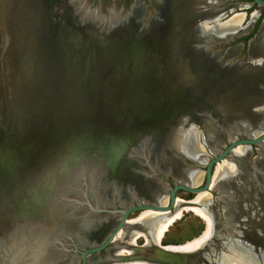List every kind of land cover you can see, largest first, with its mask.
I'll use <instances>...</instances> for the list:
<instances>
[{
  "label": "water",
  "instance_id": "obj_1",
  "mask_svg": "<svg viewBox=\"0 0 264 264\" xmlns=\"http://www.w3.org/2000/svg\"><path fill=\"white\" fill-rule=\"evenodd\" d=\"M70 1L0 0L2 243L8 244L20 224L52 229L59 223L53 194L80 162L98 163L109 172L119 170L144 138L150 140L151 152H158L167 114L147 105L141 88L142 80L150 75L147 67L152 57L134 51L140 38L130 40L125 31L105 32L89 24ZM251 2L264 8V0ZM263 106H259V114L264 113ZM196 109L200 115L203 108ZM263 142L264 129L257 136L234 138L221 150L207 144L214 154L205 164L199 186L175 180V171L168 169L166 173L160 169L161 162L149 166L150 172L158 171L176 181L168 190L165 205L139 201L120 205L115 201L99 207V215H120L105 237L94 243H82L74 237L64 247V256L50 263L74 264L78 255L75 264H88L90 255L106 251L112 244L129 214L146 209L171 210L177 192L196 195L209 190L217 163L238 146H260ZM258 192L261 196L257 198L264 200V191ZM246 204L252 206V201ZM23 261L24 257L15 264Z\"/></svg>",
  "mask_w": 264,
  "mask_h": 264
},
{
  "label": "rangeland",
  "instance_id": "obj_2",
  "mask_svg": "<svg viewBox=\"0 0 264 264\" xmlns=\"http://www.w3.org/2000/svg\"><path fill=\"white\" fill-rule=\"evenodd\" d=\"M160 1L162 0L70 1V3L73 4V6L75 5L77 9L78 4L81 6L79 8V11L83 16L84 13H87L88 15H90L89 17H94L96 22V25L94 26L100 27L106 32H108L109 30L124 31L125 29V35L129 37L126 32V30L128 29L132 31L129 37L130 40L140 38V42L135 47L134 51H143V54L148 53L146 57H152L153 59V61H151V66L147 67L149 69L150 75H147L148 77L142 80L141 88L143 89V96L147 100V105H149L150 107L153 106L159 110L161 109L160 111L163 115L167 114V117L165 118L166 120H164L163 129H161L162 132L161 134H159V146H157V154L151 152L149 146L150 140L144 138L141 142H139L141 150L135 149L134 155L133 153H130L129 158L127 157L125 159L123 165L119 169L122 172L124 167H126L125 169L127 170V172H132V180L126 181L125 184H129L130 182V184L133 186L135 181L133 180L134 174L135 176H141L142 174L141 177L143 178L152 179L153 181L159 182L160 185H162L164 188L163 194H165L166 197L165 203H158L150 200H137L135 197H132L128 203L122 204L119 198L123 186H120L119 184L118 175L115 176L113 172H108L107 170L101 171L93 165L89 166L82 164L77 167L75 172L78 173L73 178V181L71 182L69 188L71 189L72 193L70 194L69 192V195H67L70 200L72 199L71 205L73 208L71 207V209L74 211L77 210L73 212L75 214L77 213L75 216L76 218L79 217L77 221L82 224H87L89 227L93 228L105 222L111 217H117L114 220V223L108 229H106L104 233H101L100 237L92 241V243L103 239L115 225L120 215H99L97 212H94L90 208L87 203V198L91 201V204L93 206L97 204L99 207L111 206L114 204L115 200L120 205H129L131 204V202L135 201H139L142 203L152 202L165 205L168 201V190L172 186L173 182L175 180H184L177 179L174 176V173L173 177L175 180L170 176L163 177V174L158 171L150 172L149 166L153 167L161 162L162 165L160 166V169H162L166 173L168 169H171L172 171L174 170L175 172H181V170L198 171L201 176V180L198 183L190 184L193 186H199L203 183L205 164L210 156H213L214 154L210 147L214 146V150H221L230 140L234 138L244 137L246 135L257 136L264 129V127H257L256 124L255 127H252V129H250L247 128L245 124L246 122H248L250 125H254L253 119H255V115L259 114L258 108L259 106H263L264 104V56L262 59L260 58V56L251 57V54H249L250 52L248 50L249 46H247V41L249 39L248 37L254 30L257 20L260 19L258 26L254 31V34L257 32L261 25V22L264 19V8L256 5L255 3H252L251 0H220L221 2H215V4L217 5V10L224 12L223 15L219 17L220 23L228 20V18L232 17L236 12L244 13L242 22H244L245 20L248 21L253 11H256V18L251 23L249 29L246 30L243 35L234 36L227 43L219 42L217 38L212 35L213 32L211 31L213 30L211 29L213 27L211 28L210 26H208L209 24L213 23L212 21H208L206 25H200V28L198 29H202V34L195 33L193 36L192 33L189 32L190 30L188 31L189 28L187 27V24L185 22L187 18L179 16L181 23L177 24V26L175 27L176 32L179 33L177 38V40H179L177 43L178 46L176 48L167 47V49L163 51L162 46L160 47V45H163L165 41H167L165 39L166 35L168 37L170 34L167 29L172 25L171 23L173 22V18H169L167 15H164L167 13L166 10L168 9L169 5H166L167 7L163 6L165 10H163V17H161L162 19L152 25L155 26L156 24L157 28L154 27L153 31L145 32V29L149 27L150 22L157 21L156 19L159 18L156 7L161 6ZM134 3L138 6L140 13H142L138 15L135 14V20H133L134 17H132L131 19V17L129 16L133 10L132 6ZM234 4L236 5L233 6L232 9H230V6ZM241 4L244 5H242L241 7ZM237 6H239L241 9H238ZM221 8H223V10ZM85 18L88 19V17ZM196 20L198 22L202 21L201 18H196ZM132 22H135L138 25H133ZM242 22L241 24L245 25ZM173 23L176 24L175 22ZM224 25L226 24H222V26ZM203 26H205V28L207 27L206 31L203 30ZM208 28H211V31H209L211 33H207L209 30ZM253 35L251 37H253ZM242 42L245 45L241 47V49H236L235 45ZM187 43H196L194 45L207 49L210 54L208 53L206 62L201 59V55L198 52L199 49L195 50L194 48H186L185 44ZM2 44L5 45L4 41ZM212 56H215L216 60L219 59L220 61H222L221 66H216L215 64L208 63V59H211ZM163 57L168 58V62ZM257 58L261 60V62L252 63ZM240 67H248L250 68L251 72L254 73V77L250 76V78H248L251 83L246 84L247 89H245L246 91L244 90L242 93L240 90L241 80H236L235 76V72H239L241 70ZM248 68L244 69L247 70ZM225 71H228L226 72L227 74L225 73ZM182 78L192 81V83H190L193 86L192 89L194 93L200 92L199 89H201L203 86L207 87L208 91L204 90L203 92L206 94L204 95L202 93V96H195L190 94L188 95V92H186L187 82ZM243 83L245 82L243 81ZM198 106L203 108L200 115L199 111L196 109ZM255 108L257 109L255 110ZM262 109H264V106L262 107ZM205 111H209L213 116L216 117V119L210 120L209 118H212V115H210L209 112L208 114ZM252 116H254V118ZM257 117L262 118L264 117V115H257ZM204 119L207 120V122L211 124L218 133L217 141H215L210 147L207 146L202 138V128L205 127ZM160 122L162 123V121ZM190 128H192L193 130ZM136 131L139 130L136 129ZM145 132L143 133V135H147V133ZM173 132H175L174 135ZM187 133L189 134V136H194H191L192 139L190 142L192 143L187 142L189 141V139H187ZM171 135L174 136V139L169 138L172 137ZM191 144L193 146V148L191 149H195L194 151L197 154V160L190 159L191 156L187 154L188 151L186 149L189 147V145L191 146ZM196 145L201 148V151H199L200 149L198 148V146L196 147ZM240 147H242L243 149H247L248 153L247 158L242 159L240 163L238 162V165L241 172L243 170L244 172H248L250 173V175H252L250 177H247V179L251 178V186L248 194H251L249 195V199L252 198V206H248L246 203H244L243 199L238 197L239 192L238 190H235L236 188L234 186L219 187L217 185H211L210 189L206 190V192L210 197L211 208L216 215L217 222L222 225H226L228 221H231L230 223L234 224L238 230L249 236V238H251V241L253 240L255 246L258 247V249L264 250V200L258 199L259 197H255L259 193V190L264 191V142L260 146H238L235 149ZM197 151L201 153L198 154ZM230 157L232 158V154L228 158L223 159L215 165V167L213 168L212 176L217 171L219 165L225 164L228 166V164L231 163L232 159ZM119 170L117 169L116 172H119ZM92 172H94V174ZM100 172L107 173L102 175V173ZM230 177L232 178L231 175ZM112 182L114 184H112L111 186L110 183ZM220 188H223V190ZM198 194L199 193L195 195L194 193L179 191L176 194V198L191 200L198 196ZM225 194H229V199L233 200L236 203V209H233L231 204L229 206L230 201H224L226 202L225 204L221 200L223 197H225ZM107 195L109 199L105 203L102 198ZM253 199L255 200V204L253 202ZM251 201L249 200V202ZM64 203H66V201H64ZM220 203L222 204V206L220 205ZM145 211L148 210H142L140 212L135 211L129 214L127 220H129L130 222L128 223L126 228L130 230L132 221L143 215ZM228 213H232V220H229L227 218ZM205 228L206 222L201 217H199L192 211H186L183 213L181 218L177 219L168 227L167 231L164 233L162 243H184L186 241L199 237L203 233ZM60 239L63 240L65 246L70 244V240L66 238V236H61ZM86 240L88 239H82L80 242L83 243L86 242ZM137 243L138 245H141L143 243V239H138ZM114 245L115 243L114 241H112V244L108 248L113 247ZM107 249L106 251L102 250L98 254H92L89 257H104L107 253ZM199 254L200 252H196L197 256ZM63 256L64 255L59 258H62ZM0 259L2 260L0 261V264H5L6 258ZM77 259L78 255L76 256L75 260L77 261ZM76 261H72V263L74 262L75 264ZM201 263L203 262L201 261ZM13 264H15V262H13Z\"/></svg>",
  "mask_w": 264,
  "mask_h": 264
},
{
  "label": "bare ground",
  "instance_id": "obj_3",
  "mask_svg": "<svg viewBox=\"0 0 264 264\" xmlns=\"http://www.w3.org/2000/svg\"><path fill=\"white\" fill-rule=\"evenodd\" d=\"M218 1L220 0H168V4H167L166 0H162L160 1L161 8L156 7L159 18L156 19L157 21H151L149 27L145 29V32L153 31L154 27L157 28L156 24L155 26L152 25L156 22H159L162 19L161 17H163V10H165L163 6L165 7L166 5L169 6L168 9L166 10L167 13L164 15H167L169 18H173V22H175L176 24L172 22L171 23L172 25L167 29L170 33L168 37L166 35L165 39L167 41H165L163 45H160V47L162 46L163 51H165L167 47L176 48L178 46L177 43L179 40H177V38L179 33L176 32L175 27L177 26V24L181 23L179 16L183 18L184 17L187 18L185 22L187 24V27L189 28L188 31L190 30L189 32L192 33L193 36L195 33L202 34L201 33L203 32L201 31L202 29H198L200 28L199 27L200 25L201 26L206 25L208 21H212L213 23L209 24L208 26H210L211 28L213 27L212 29L210 28L213 31H211L208 28L209 30L207 33L213 32L212 35H214V37L217 38V40L225 37L226 35H230L234 32L244 31L251 25L253 16L256 15V11H253V13L251 14L252 19H250V21H248L245 25L241 24L243 15L240 13H235L232 17L228 18V20L224 21L225 23L221 22L222 24H226L222 26V24L219 21V17L222 16L224 12L217 10L216 8L217 5L215 4V2L218 3ZM235 5L236 4L231 5L230 9H232L233 6ZM242 5L244 4H241L240 6L242 7ZM77 6L79 10L81 6L79 4ZM132 8L133 10L131 14L129 15L128 13L131 19L132 17L135 16V14L137 15L142 14L140 13L138 6L135 3L133 4ZM221 9L223 10V8ZM134 10L136 11V13ZM84 16L88 17L87 20L89 24L96 25L94 17L92 18L89 17L90 15H88L87 13H84ZM196 18H201L202 21L198 22ZM135 19L136 17L133 18V20ZM132 24L138 25L135 22H132ZM203 27H204L203 30L206 31L207 27L206 28L205 26ZM119 32L121 31L119 30ZM126 32L127 35H129L130 37L132 31L127 29ZM263 42H264V22L262 26L259 27L255 41L254 43H252L251 52L255 56L251 54V57H259L258 55H256L259 52L260 53L259 55H261L260 58L261 59L263 58L264 53L263 51L261 52V50L259 49L261 48L260 45ZM194 44L187 43L185 45L186 48L189 49H193V48L195 50L199 49L198 52L201 55V59L204 62H206L208 58L207 55L208 53L210 54V52L207 49L196 46ZM163 58L168 62V58L166 57ZM211 59L210 58L208 59L209 64H215L216 66L219 65L221 66L222 61H220L219 59L216 60L215 56H212ZM255 62L258 63L261 62V60L257 58L252 63ZM244 68H248V67H243V68L240 67L241 70L239 72H235L236 80L237 79L241 80L240 81L241 93L245 89H247L246 84L251 83L248 78H250V76L254 77L253 76L254 73L251 72L250 68H248L247 70H245ZM226 72L228 71H225V73ZM182 79L185 80L184 78ZM185 81L187 82L186 92H188V95L190 94V95L200 96L202 93L204 95L206 94L203 92L204 90L208 91V88L203 86L201 89H199L200 92L194 93L192 89L193 86L191 84L192 81L190 80H185ZM243 81L245 83H243ZM257 115H261V114H257ZM262 115H264V113ZM209 119L211 120V118ZM204 124L205 127L202 128L203 141L206 144L212 146V144L218 139L217 130L214 127H212V125L209 124L207 120L204 121ZM245 124L247 128L252 129L251 125L248 122H246ZM174 134L175 132H173V135ZM191 136H189L188 134L187 139H189V141L187 142L191 141L192 139ZM169 138L174 139V136ZM137 144L138 145L136 146L138 147L135 148L137 150H141V147L139 146L140 144L139 141ZM191 146L189 145V147L186 149L188 151L187 154L191 156L190 159L197 160V154L194 151L195 149L192 150L191 148H193V146L192 147ZM197 146L198 145H196V147ZM198 148L200 149L199 151H201V148L199 146ZM197 153L199 154L201 152L197 151ZM247 156H248L247 149H243L242 147H240L233 150L232 158L230 157L232 159L231 163L230 164L227 163L228 166L225 164L219 165L217 171L212 176L213 180L211 178L212 184H210V186L211 185L212 186L217 185L219 187L234 186L236 188L235 190H238L239 192L238 197L243 199L244 203L249 202V200L251 201L252 198L249 199V195L251 194H248L251 186L250 183L251 178L247 179V177H250L252 175H250V173L248 172H244L243 170L241 172L238 165V162L240 163L241 160L247 158ZM82 164L89 166L93 165L94 167H96L101 171L102 170L108 171V167H104L98 163L88 164L86 162H80L79 164H77L71 171L72 174L69 175L67 181H64L61 187L57 189L53 194V201H55L57 213L59 214L60 217L59 223L56 224L52 229H49L42 225H28L29 223L20 224L19 226H17L13 230L12 234L9 236L8 244H6L7 242L6 243L0 242V258H4V259L6 258L5 264H7L11 260L12 253H14L15 257L11 260V264L13 262L16 263L18 260H20L23 257H24V261L22 262V264H51L50 263L51 261H56L59 257L65 254L64 252L65 245L63 243V240L60 239L61 236H66V238H68L70 241L74 237L77 238V240L79 241H81L82 239L84 240L88 239L86 240V242L92 243V241L100 237L101 233H104L106 229H108L114 223V220L117 217H111L105 222H103L104 221L103 220L102 221L103 223L93 228L89 227L87 224H82L77 221L79 217L76 218L75 216L77 213L76 214L73 213L77 210L74 211L71 209L72 199L70 200L67 195H69L68 194L69 192L70 194L72 193L71 189H69L71 182L73 181L75 175L78 173L75 172L77 167H79ZM125 168L126 167H124V169L122 168L123 169L122 172L120 170L119 172H116V170L111 171L115 174V176L116 175L119 176L118 177L119 184L120 186H123L119 198L122 204L128 203L132 197H135L137 200H144V201L150 200L158 203L166 202L165 194H163L164 192L163 186L160 185V183L157 181H153L152 179L141 177L142 174L141 176H135V174L133 175L134 176L133 180H135L133 186L130 184V182L129 184H125L126 181L132 180V174H131L132 172H127ZM92 173L94 174V172ZM100 173L104 175L107 172H100ZM174 174H175L174 176L177 179H183L189 184L198 183L201 180V176L199 172L194 170H185V171L181 170V172H174ZM230 175L232 176V178L230 177ZM112 184L114 183L113 182L110 183L111 186ZM220 189L223 190V188ZM108 199H109L108 195L102 198V200L105 201V203L107 202ZM221 200L223 202L226 200H228V202L230 201L229 206L231 204L233 209H236V203L233 200L229 199V194H225V197H223ZM64 201H66V203H64ZM224 203L226 204V202ZM88 205L94 212H97V209L99 208L97 204L93 206L92 204L88 203ZM146 210L148 211H145L143 215L132 221V224L130 225V230L126 228L130 221L126 220L125 224L122 226V228L117 232V234L113 238L115 245L107 249V253L105 254L104 257H99V256H95L93 258L89 257L88 264H264V250L258 249V247L255 246L253 240L251 241L249 238H247L243 232H241L235 227L234 224L230 223L231 221H228L226 225H222L217 222L216 215L214 214L213 209L211 208L210 197L206 191H201V193L199 192L198 196H196L191 200L176 198L174 207L171 210H152V209H146ZM186 211H192L206 222V228L203 231V233L199 237L186 241L184 243L163 244L162 240L164 238V233L167 231L168 227L177 219L181 218L183 213ZM227 218L229 220H232L231 219L233 218L232 213H228ZM140 238L143 239V243L141 245H138L137 240ZM148 250L151 251L149 252ZM24 252L27 253L23 255ZM196 252H200V254L197 256ZM0 261L2 260L0 259ZM201 261L203 263H201Z\"/></svg>",
  "mask_w": 264,
  "mask_h": 264
},
{
  "label": "crops",
  "instance_id": "obj_4",
  "mask_svg": "<svg viewBox=\"0 0 264 264\" xmlns=\"http://www.w3.org/2000/svg\"><path fill=\"white\" fill-rule=\"evenodd\" d=\"M167 1V3H168V0H166ZM246 7H248V6H246ZM237 8L238 9H241L239 6H237ZM231 12V11H230ZM236 13H240V14H242L243 15V17H242V21H243V18H244V13L243 12H236ZM256 16V15H255ZM255 16H253V19L251 18V15H250V17H249V19H248V21H250V19H252V21H251V23L254 21V19L256 18ZM248 21H244V22H242V23H244V24H246ZM263 22H264V19H263V21L261 22V25H260V27L262 26V24H263ZM250 27V26H249ZM249 27L246 29V30H248L249 29ZM246 30H244V31H240V32H234V33H232V34H230V35H226L225 37H223V38H221V39H219L218 41H221V42H223V43H227L228 41H230L234 36H240V35H243L244 33H245V31ZM259 30V29H258ZM258 30H257V32L255 33V36H253V37H251V38H249L248 39V41L250 40V44H249V47H248V50H249V54H253L252 52H251V47H252V43H254V41H255V38H256V35H257V33H258ZM247 41V42H248ZM245 44L242 42V43H238L237 45H235L234 47L236 48V49H241V47H243ZM260 45V44H259ZM261 46V48H259L260 50H261V52L263 51V47H264V42L260 45ZM260 53L258 52L256 55H258V56H261V55H259ZM254 55V54H253ZM255 56V55H254ZM256 117H255V119H253V121H254V125H251V127H255L256 125H257V127H260V128H262V127H264V117H262V119L261 118H259V117H257V115H255ZM253 118H254V116H252ZM259 119H261V120H259ZM259 121V122H258ZM263 122V123H262ZM256 124V125H255Z\"/></svg>",
  "mask_w": 264,
  "mask_h": 264
},
{
  "label": "trees",
  "instance_id": "obj_5",
  "mask_svg": "<svg viewBox=\"0 0 264 264\" xmlns=\"http://www.w3.org/2000/svg\"><path fill=\"white\" fill-rule=\"evenodd\" d=\"M260 20V19H259ZM259 20H257L256 24H255V27H254V30L251 32V34L249 35L248 38H250L253 34H254V31L256 30L257 26H258V23H259Z\"/></svg>",
  "mask_w": 264,
  "mask_h": 264
}]
</instances>
